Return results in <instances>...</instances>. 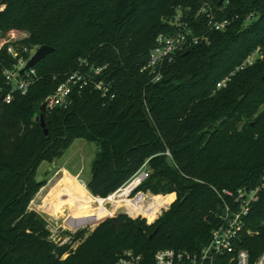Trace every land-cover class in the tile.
<instances>
[{"label":"trees","instance_id":"obj_1","mask_svg":"<svg viewBox=\"0 0 264 264\" xmlns=\"http://www.w3.org/2000/svg\"><path fill=\"white\" fill-rule=\"evenodd\" d=\"M220 2L0 0V36L27 32L28 56L54 48L34 66L28 93L0 102V264H116L124 250L153 264L162 249L198 251L220 224L219 193L264 184V59L236 71L264 47V0ZM204 8L230 26L211 29ZM179 23L200 42L178 53L154 83L143 68L159 35L175 33ZM82 61L107 66L99 79L115 98L92 87L75 91L67 109L46 111V135L35 117ZM14 63L3 48L0 94L9 90L2 71ZM232 73L227 87L216 90ZM77 139L98 147L87 184L94 197L114 194L147 163L150 176L136 192L166 195L169 209L152 224L110 217L55 243L47 219L30 208L47 183L37 182L40 166L60 159ZM246 228L253 235L243 247L256 258L264 251V188Z\"/></svg>","mask_w":264,"mask_h":264},{"label":"built area","instance_id":"obj_2","mask_svg":"<svg viewBox=\"0 0 264 264\" xmlns=\"http://www.w3.org/2000/svg\"><path fill=\"white\" fill-rule=\"evenodd\" d=\"M228 4V2L226 3ZM4 6L0 7V11ZM202 12L207 14L208 23L211 29L216 31L226 30L231 21L228 19H218L216 14L204 8ZM250 15L247 21H252ZM179 29L171 34H161L157 38L156 46L151 51L149 61L143 71H149L153 76V82L157 83L162 79L163 68L172 63L178 53L184 51L191 45L200 42L198 36L193 35L187 24L179 23ZM29 37L27 32L10 30L5 35L0 36V51L7 49L8 55L15 60L12 68H5L2 71L5 85L8 87L7 94L3 95L0 102L10 104L14 93L25 95L35 83L37 72L33 68L23 71L29 60L33 56L29 48L23 47L22 42ZM264 59V47L256 48L246 61L236 69L239 71L253 65L258 60ZM107 66L96 67L82 61L80 69L69 75L47 99V110L56 108L67 109L71 104L72 95L75 91H82L87 87L99 91L102 96L115 98L111 92L109 84L104 83L99 78L102 76ZM234 73L219 81L216 90L226 88ZM171 157L169 151L166 152ZM150 169L145 163L140 170L117 192L107 198L94 197L88 190L87 184L76 180L82 185L94 199L107 201L112 197L128 192V197L134 194L142 183L150 176ZM264 188V184L256 189L240 188L237 191L223 190L219 197L223 202V211L220 214V224L210 236L207 244L198 251L162 249L155 253L153 264H264V251L256 258H253L249 251L243 247L245 237L253 235V231L246 228L253 203L257 200L259 192ZM217 192V191H216ZM218 193V192H217ZM66 241V240H65ZM116 264H144L142 254H136L132 250H124Z\"/></svg>","mask_w":264,"mask_h":264},{"label":"rangeland","instance_id":"obj_3","mask_svg":"<svg viewBox=\"0 0 264 264\" xmlns=\"http://www.w3.org/2000/svg\"><path fill=\"white\" fill-rule=\"evenodd\" d=\"M97 152L98 147L96 143L77 139L62 155V157L58 159L55 164H53L55 165V167L46 163H43L40 166L39 173L43 176V179L46 177L47 183L44 187H42L40 192L33 200L31 204V210L37 211L47 219L49 223V229L51 230L52 238L55 243H60L61 241L65 242L68 237L64 235L67 232L73 233L79 229L85 228H87L89 231H92L102 221L110 218V216L112 215L109 214L110 212H115L113 214L117 213L116 210L109 209L107 207V203H101L100 205V203H97L96 201L94 202V200L89 196L88 192L83 189L80 184L77 183L78 181L76 182V179H71L68 175L65 176V173H62L63 170L62 172H59L62 166L72 174L79 173V179L88 184L89 180L92 177L91 165L95 160ZM49 169L51 170V172L46 174ZM68 181L70 183V186H67ZM64 191H67L76 198L85 199L82 201L73 199L71 200V202H69L76 210V215L75 213L69 211V209L64 205L63 207L65 208V210L61 209L60 212H57V210L52 206L56 194L60 195ZM164 196L166 195H154L150 192L138 191L128 198H119V201H117V203L121 205V208L125 209L128 217L132 219H143L147 222V224H152L163 211L168 210L171 206L169 205L167 207L165 200L162 198ZM138 198L142 199V201L144 202L143 204H145V202H148L151 198L156 199L157 209L144 214L142 212V208L134 207L136 210V215L129 214V205H127L128 203L126 201H128L129 204H133ZM106 202H108V200ZM91 203L94 208L93 206L92 208H90ZM162 206H166V208H162ZM143 207H145V205H143ZM159 207L161 208L158 210ZM69 218H71V221Z\"/></svg>","mask_w":264,"mask_h":264},{"label":"water","instance_id":"obj_4","mask_svg":"<svg viewBox=\"0 0 264 264\" xmlns=\"http://www.w3.org/2000/svg\"><path fill=\"white\" fill-rule=\"evenodd\" d=\"M225 0H221L220 4H222ZM54 51V48L45 45L40 47L31 57L28 64L25 66L23 71H26L28 69L33 68L37 63H39L41 60H43L47 55L51 54ZM3 95H0V101L2 100ZM47 111V103L44 102L43 105L40 108V114L36 115L35 119L39 121L41 127L44 129L45 134H48V129L45 121V113ZM43 181V176L39 175L37 178V182L41 183ZM109 203L107 204V207H109ZM128 215L124 208H121L117 211V213L110 217H118V216H125Z\"/></svg>","mask_w":264,"mask_h":264},{"label":"crops","instance_id":"obj_5","mask_svg":"<svg viewBox=\"0 0 264 264\" xmlns=\"http://www.w3.org/2000/svg\"><path fill=\"white\" fill-rule=\"evenodd\" d=\"M56 162V161H55ZM55 162L53 163V164H55ZM47 164V163H46ZM53 164H49V165H53ZM54 167H55V165H53ZM62 170H63V172H62ZM49 172H51V170L49 169L48 170ZM59 172H62V173H65V176L66 175H68L71 179H76V176H78L79 175V173H75V174H72V173H70L68 170H66L64 167H62L61 166V170L59 171ZM67 186H70V183H69V181L67 182ZM66 186V187H67ZM88 191V190H87ZM40 192V191H39ZM89 194V196L91 197V199H94L91 195H90V193H88ZM64 197H67V198H64ZM85 200V199H79V198H76V197H74V196H72L70 193H68L67 191H64L63 193H61L60 195H57L56 194V196L54 197V200H53V204H52V206L57 210V212H60V210L62 209V210H65V208L63 207V205L64 206H66V208H68L69 209V211H71V212H73V213H75V215H76V210L73 208V206L71 205V203H69V202H71V200ZM60 201V202H59ZM93 203V202H92ZM92 203H91V206H93L92 205ZM31 209V208H30ZM70 219V221H71V218H69ZM85 219V218H84Z\"/></svg>","mask_w":264,"mask_h":264},{"label":"bare ground","instance_id":"obj_6","mask_svg":"<svg viewBox=\"0 0 264 264\" xmlns=\"http://www.w3.org/2000/svg\"><path fill=\"white\" fill-rule=\"evenodd\" d=\"M76 182H77V180H76ZM78 183V182H77ZM79 184V183H78ZM81 187H83L82 185H81ZM83 189H85L84 187H83ZM86 190V189H85ZM87 191V190H86ZM88 192V191H87ZM122 197H127L128 198V192L127 191H124L122 194H120V195H117V196H115V197H112L111 199H109L108 200V202H106V201H103V200H101V199H93L94 200V202L96 201L97 203H100V205H101V203H112V202H117V201H119V198H122ZM128 204L127 205H129V207H128V210H129V214H131V215H136V210H135V208L134 207H139V208H142V212L144 213V214H146V213H148L149 211H153V210H155V209H157V206H156V204H157V200L156 199H154V198H151L148 202H145V204H143L144 202L142 201V199L141 198H138L137 200H136V202L135 203H133V204H129V202L128 201H126ZM143 205H145V207H143ZM90 208H92V206L90 207ZM93 208H94V206H93ZM161 207H159L158 208V210L160 209ZM162 208H166V206H162ZM89 209V208H88ZM95 210V209H94ZM90 217V216H89ZM88 218V217H87ZM84 219V218H83Z\"/></svg>","mask_w":264,"mask_h":264}]
</instances>
